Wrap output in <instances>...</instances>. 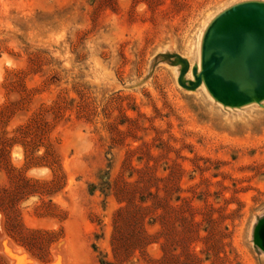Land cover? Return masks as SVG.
<instances>
[{
  "label": "rangeland",
  "instance_id": "obj_1",
  "mask_svg": "<svg viewBox=\"0 0 264 264\" xmlns=\"http://www.w3.org/2000/svg\"><path fill=\"white\" fill-rule=\"evenodd\" d=\"M243 1L0 0V264H264V100L224 106L175 62L193 81L206 26ZM42 117L50 145H22Z\"/></svg>",
  "mask_w": 264,
  "mask_h": 264
},
{
  "label": "water",
  "instance_id": "obj_2",
  "mask_svg": "<svg viewBox=\"0 0 264 264\" xmlns=\"http://www.w3.org/2000/svg\"><path fill=\"white\" fill-rule=\"evenodd\" d=\"M178 83L194 89L201 81L224 106L240 107L264 100V1L236 3L217 14L206 26L200 46V70L194 80H183L188 63L180 56ZM253 243L264 252V216L257 220Z\"/></svg>",
  "mask_w": 264,
  "mask_h": 264
},
{
  "label": "trees",
  "instance_id": "obj_3",
  "mask_svg": "<svg viewBox=\"0 0 264 264\" xmlns=\"http://www.w3.org/2000/svg\"><path fill=\"white\" fill-rule=\"evenodd\" d=\"M54 108H55V111L54 110L52 111L53 115H55L58 112V109H60V105H59L58 101L54 102ZM34 119L35 118L33 116L32 118H30L29 123H26V125H23V126L19 125L18 127H16L15 131L21 130L22 128L27 127V126H31L30 124L32 123V121H34ZM40 121H41V123H40L41 124V128H39V130L34 135L29 133L30 132V129H29L28 138H27V140H23V142L21 143L22 145L34 144L35 141L39 142V144L36 145V147L39 146V145H44V144L50 145L48 137H47V134H46L47 133V121H46V119L44 117H42V119ZM35 138H36V140H35ZM42 141H44V142H42ZM47 149H48L47 152H45L44 155L41 158L44 159V163L43 164L45 166L51 167L52 165L57 163V158H56L54 152L51 151V149H49V148H47ZM20 180L24 184L25 183L31 184L30 182L32 181L31 178H27L26 179V178H23V177H21ZM34 182H36V181H34ZM32 196H40V193L37 190H30L27 194H25V197L23 198V200H27L28 198H30ZM9 205L10 206L8 208H5V214L7 216L6 218H7V221L9 223V225L6 227V230H7L8 234H9V236L15 242H17L19 245L23 246L31 254L36 256V254L34 253V251L32 249V245H33L32 241L35 242V241H39L40 240V237L38 236L39 235L38 234L39 233L38 230H29V229L23 227V225L21 224V221H20L19 214H18V211L16 209V206H14L11 201H9ZM122 212H125L124 208H121V209L117 210L115 212V214H114V219L116 220L117 217ZM112 240L114 241V238H112ZM163 244H164V242L162 243V245ZM114 248H115V246H114ZM188 258L195 259V257L192 254H190L188 256ZM153 263L154 264H168V257L166 255V253H164L162 259L154 260Z\"/></svg>",
  "mask_w": 264,
  "mask_h": 264
},
{
  "label": "bare ground",
  "instance_id": "obj_4",
  "mask_svg": "<svg viewBox=\"0 0 264 264\" xmlns=\"http://www.w3.org/2000/svg\"><path fill=\"white\" fill-rule=\"evenodd\" d=\"M199 69H200V62H199Z\"/></svg>",
  "mask_w": 264,
  "mask_h": 264
}]
</instances>
